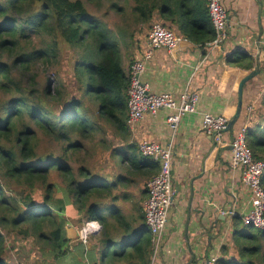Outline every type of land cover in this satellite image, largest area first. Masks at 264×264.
Instances as JSON below:
<instances>
[{"label": "trees", "instance_id": "16d2710c", "mask_svg": "<svg viewBox=\"0 0 264 264\" xmlns=\"http://www.w3.org/2000/svg\"><path fill=\"white\" fill-rule=\"evenodd\" d=\"M109 2L120 16L139 23L140 31L159 15L168 29L202 47L215 38L206 0ZM101 4L0 0V264H24L13 259L10 240L32 244L28 257L38 260L32 264H150L152 259L153 238L141 205L144 186L160 168L142 156L127 124L131 67L123 66L125 59L130 66L136 62L135 42L128 40L135 41L139 31L124 25L113 32L89 7ZM60 44L70 50L67 83ZM122 44L131 49L122 51ZM240 58L236 64L244 67ZM53 65L61 71L52 79ZM245 68L252 70L253 62ZM260 115L249 129L248 145L264 162V101ZM97 151L101 167L92 165ZM56 193L67 202L66 212L56 210ZM67 213L80 223L99 222L91 245L81 242L70 251L63 235ZM234 235L237 255L221 257L218 264H264V229L241 227Z\"/></svg>", "mask_w": 264, "mask_h": 264}, {"label": "crops", "instance_id": "0c3cea01", "mask_svg": "<svg viewBox=\"0 0 264 264\" xmlns=\"http://www.w3.org/2000/svg\"><path fill=\"white\" fill-rule=\"evenodd\" d=\"M230 2V9L226 8L227 38L220 49L210 52L174 29L180 37L179 47L172 52L164 49L156 52L142 76L155 94L179 98L189 89L200 96L197 112L182 119L174 139L175 196L165 233L150 264H202L211 256L231 260L237 255L235 230L245 227L241 219L251 210V192L242 183L241 172L230 166L228 145L234 131H229V137L224 134V143L217 144L202 129L204 113L224 115L229 120L235 115L239 84L257 65L260 74L244 87L240 129L253 128L263 109L264 0H249L246 9L237 5V0ZM145 32L148 34L149 29ZM138 38L142 48L134 57L136 61L147 48L146 36ZM236 56L242 57L244 67L236 64ZM127 62L125 59L123 64L126 71L130 68ZM250 62L253 69L245 70ZM167 116L166 110L147 115L131 130L134 141L140 144L147 139L166 147L173 135Z\"/></svg>", "mask_w": 264, "mask_h": 264}, {"label": "built area", "instance_id": "2783aa9c", "mask_svg": "<svg viewBox=\"0 0 264 264\" xmlns=\"http://www.w3.org/2000/svg\"><path fill=\"white\" fill-rule=\"evenodd\" d=\"M206 1L215 32L214 40L207 43L206 48L213 52L220 49L225 43L229 16L227 10L222 6L223 0ZM179 44L180 37L175 32L162 23L154 24L149 30L147 48L140 59L131 66L130 85L127 92V124L130 129L143 121L147 115H156L158 112L166 110L168 111L167 123L173 133L172 140L166 147L147 139L142 140L139 144L142 156L154 159L160 168L159 173L147 183L148 198L143 205L146 225L153 238L155 255L165 233L175 196L173 187L174 139L182 119L188 114L197 112L200 96L189 89H186L179 98L171 94H155L151 91L150 86L143 81L142 76L147 63L151 62L154 57L153 49L165 48L172 52L179 47ZM228 125L229 119L224 115L211 113L203 115L202 129L208 135H215L214 140L217 144L224 143V134L228 130ZM248 132L249 128L244 126L235 133L229 143L230 166L232 170L241 172V181L251 192V210L242 217V223L245 227L262 230L264 229V188L262 185L264 162L253 157L248 145ZM99 229H101L99 222L85 223L81 232V242L87 246L89 237ZM218 260L217 256H211L204 259L202 264H218Z\"/></svg>", "mask_w": 264, "mask_h": 264}, {"label": "rangeland", "instance_id": "374dc122", "mask_svg": "<svg viewBox=\"0 0 264 264\" xmlns=\"http://www.w3.org/2000/svg\"><path fill=\"white\" fill-rule=\"evenodd\" d=\"M238 4L240 5V7L243 9H246L249 0H237ZM230 0H223L222 2V6L226 9H230ZM89 7L91 8V12L95 13L96 15H98L99 17H101L105 22L108 23V27L109 29H111L113 32H116L118 27L120 26H127L129 27L130 31H135L138 30L140 28V25H138L139 23H135V22H129L127 16H125V14L123 12H121V16L117 13L116 10L113 9V7L111 6L109 0H103V4H101L100 9H98L97 7H94L92 5H89ZM238 10V9H237ZM105 15V17L103 16ZM182 20V17L180 18ZM154 20L152 22V26L150 25V27H147L146 29L151 30L153 25L156 23H162L164 24L163 20L159 15H155L153 17ZM146 29H144L146 31ZM144 30H138L139 32H137L135 35H133L134 40H128V44H134L135 42V47H134V52L132 53V57L138 54V50L139 48H142L141 45L139 46V42H138V37L141 36V38L146 36V38L148 37V34L144 31ZM142 44V43H141ZM131 45L125 46L122 44L121 49L122 51H125V49H131ZM59 49L61 51V55H60V62L63 64L62 69L63 71L66 73L63 75V80L67 83L69 78L72 76V64L70 62H68L69 59V53L70 50L64 45V44H60ZM164 50H167L165 48H161ZM159 49H153L156 52H158ZM236 58H239V56H236ZM126 61H128L127 63L130 64L129 60L126 59ZM131 67V66H130ZM44 67H40L39 71L43 72L44 71ZM48 69V68H47ZM130 69V68H129ZM51 78L53 79L54 76V72L56 71H61V68L59 67V65H53L52 67H50L49 69ZM242 122H243V117L237 122V124L234 127V133H236L240 127L242 126ZM252 126H249V129H251ZM132 130V129H131ZM226 137H229V132L225 133ZM59 151V147L56 144V153L55 155L58 154ZM101 162H103V159L100 157V155H98V151L97 154L95 155V158L92 159V165L93 167L95 165H99V167H101ZM145 188L147 187V183L144 186ZM56 198L54 201V206L56 207V210L59 211V209L62 208V210L64 212L67 211L68 209V205L67 202L64 200L62 193H56ZM36 200H40V196L36 195L35 196ZM147 198L144 200L146 201ZM144 201L142 203L141 206H143ZM127 211H130L132 209V204L128 205L125 208ZM67 218L65 217V223H64V227H63V235H64V239L68 240V244L67 246L69 247L70 251H74L76 248H78V246L81 244V232H82V228L85 225V223L89 222V221H82L81 223L75 220L70 219L68 213H67ZM148 235H150V232L148 233ZM92 237V236H90ZM89 237V238H90ZM12 242L13 245H15L16 249L12 250V255H13V259L17 262V261H21L22 263H28V264H32V263H37V259L34 260L33 257H28L29 251L30 249H32V244L30 242L27 241H14V240H10ZM61 245H65V243H61ZM88 245H91L90 243H88ZM87 245V246H88ZM17 250V252H16ZM32 256H34V253H32Z\"/></svg>", "mask_w": 264, "mask_h": 264}, {"label": "water", "instance_id": "95a60500", "mask_svg": "<svg viewBox=\"0 0 264 264\" xmlns=\"http://www.w3.org/2000/svg\"><path fill=\"white\" fill-rule=\"evenodd\" d=\"M260 74L259 66L257 65V69L252 70L246 77L242 79V81L239 84L238 87V102H237V108L235 115L229 120L228 130L226 132L234 130L235 125L239 121L242 110H243V93H244V87L246 83H248L250 80H252L254 77L258 76ZM211 138H215V135H212ZM215 141V140H214Z\"/></svg>", "mask_w": 264, "mask_h": 264}, {"label": "bare ground", "instance_id": "6f19581e", "mask_svg": "<svg viewBox=\"0 0 264 264\" xmlns=\"http://www.w3.org/2000/svg\"><path fill=\"white\" fill-rule=\"evenodd\" d=\"M100 231V229L99 230H97V231H95L93 234H96V233H98Z\"/></svg>", "mask_w": 264, "mask_h": 264}]
</instances>
